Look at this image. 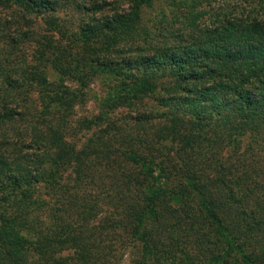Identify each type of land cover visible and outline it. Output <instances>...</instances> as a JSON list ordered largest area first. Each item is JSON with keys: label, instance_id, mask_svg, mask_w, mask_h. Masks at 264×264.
<instances>
[{"label": "trees", "instance_id": "1", "mask_svg": "<svg viewBox=\"0 0 264 264\" xmlns=\"http://www.w3.org/2000/svg\"><path fill=\"white\" fill-rule=\"evenodd\" d=\"M159 1L0 0V264H264V15Z\"/></svg>", "mask_w": 264, "mask_h": 264}, {"label": "rangeland", "instance_id": "2", "mask_svg": "<svg viewBox=\"0 0 264 264\" xmlns=\"http://www.w3.org/2000/svg\"><path fill=\"white\" fill-rule=\"evenodd\" d=\"M89 1V0H86ZM204 3V5H203ZM259 5H262L259 7ZM172 6L171 0H161L157 2L152 8H146L144 10L145 19H147L148 23H153L154 25L158 24L160 17L168 21H176L182 22L185 27H189L193 29L195 26H203L206 23H211L212 21H216L218 18L222 16H230V15H237L244 17L247 14H255L260 13L264 15V0H202V12L198 13L197 9L194 11L189 12V10H185L184 14H175L176 8L170 7ZM163 8L166 12H170L167 16H161L159 14V10ZM72 9L63 8L60 11V15L65 17L71 14ZM175 10V11H174ZM184 10V9H183ZM182 10V11H183ZM257 10V12H256ZM174 11V12H173ZM172 12V15H171ZM258 14V15H260ZM171 15V16H170ZM10 13L0 7V19H9ZM165 22V23H167ZM147 23V24H148ZM162 23V24H165ZM192 23V24H190ZM148 24V25H149ZM178 25V24H176ZM190 29V30H191ZM168 35V34H167ZM152 37V33H151ZM149 37V39L151 38ZM3 45V41L0 40V46ZM27 51V50H26ZM27 58H30V50L25 53ZM157 73V72H156ZM156 75V74H155ZM115 84V78L110 73H107V78L105 75L95 76L92 82L90 83L88 89L86 90L84 99L78 100V104L73 108V115L72 121H77L82 119L86 116H90L91 114L95 113L97 110V104L103 99V97L112 91V86ZM75 85H72V88ZM151 103V101H149ZM122 112H126L123 110ZM89 134V130L80 128L76 133H73L74 138L76 141L81 143ZM249 142L248 137L242 138V146ZM23 151L27 150L28 152H32V149L29 147H23L21 144L19 145Z\"/></svg>", "mask_w": 264, "mask_h": 264}]
</instances>
